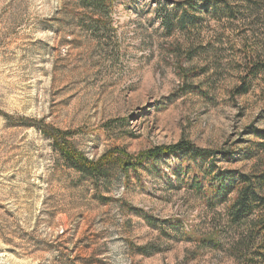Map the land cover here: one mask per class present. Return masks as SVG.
<instances>
[{"label":"rangeland","instance_id":"1","mask_svg":"<svg viewBox=\"0 0 264 264\" xmlns=\"http://www.w3.org/2000/svg\"><path fill=\"white\" fill-rule=\"evenodd\" d=\"M181 1L114 0L94 28L76 0H0V264H261L245 238L259 209L231 223L229 201L211 207L179 182L181 154L110 168L95 187L35 126L91 159L186 140L207 152L206 182L253 184L264 68L232 90L264 62V0H193L192 24L167 35Z\"/></svg>","mask_w":264,"mask_h":264},{"label":"trees","instance_id":"2","mask_svg":"<svg viewBox=\"0 0 264 264\" xmlns=\"http://www.w3.org/2000/svg\"><path fill=\"white\" fill-rule=\"evenodd\" d=\"M76 1L80 7L91 12L89 21L94 28L108 25L114 0ZM192 1L177 2L175 9H180V14H177V12L168 13L163 17L162 25L167 35L175 29H188L189 25L192 24L193 19H195L194 8L190 4ZM198 2L207 11L215 7L213 0H198ZM257 65L258 68H250L242 76L241 83L232 90L234 95H242L248 91L246 79L255 75L259 68H264V62H259ZM190 72L192 74L195 71ZM35 126L51 139L53 147L62 155L66 164L82 175L87 176L95 187H97L98 178L106 177V171L110 168L117 167L127 176L130 169H136L137 166L143 165L146 161L155 162L156 158L160 156L181 154L184 165L173 167V173L179 179V182L187 184L197 193L207 195L206 198L211 207L229 201L227 210L230 211L231 223L234 222L240 225L259 209L260 213L253 218L251 226L247 225V227L245 225L247 227L245 238L249 242L252 241V244L245 248L248 251H253L254 261L264 264V194L262 195V191L264 192V165L253 176V184L249 183V174H240L236 180L234 178L230 180L227 186H224L218 176L214 175L212 178L214 184H212L213 182H206L208 174L210 175L213 172L212 167L204 169L196 162L206 156V150L198 148L186 140H179L168 145H156L137 154H130L124 148L116 147L107 150L97 159H91L75 149L66 140L67 132L48 125L37 124ZM262 135L264 136V134ZM233 192H235L234 196L231 200H228V196ZM253 235H255V238H253ZM256 238H258V241L255 240Z\"/></svg>","mask_w":264,"mask_h":264}]
</instances>
